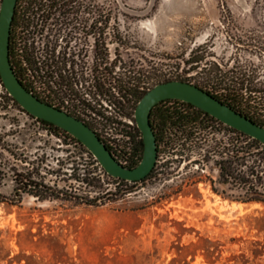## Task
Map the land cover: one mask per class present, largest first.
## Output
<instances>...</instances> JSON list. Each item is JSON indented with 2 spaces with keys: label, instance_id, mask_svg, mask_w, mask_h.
Listing matches in <instances>:
<instances>
[{
  "label": "rangeland",
  "instance_id": "rangeland-1",
  "mask_svg": "<svg viewBox=\"0 0 264 264\" xmlns=\"http://www.w3.org/2000/svg\"><path fill=\"white\" fill-rule=\"evenodd\" d=\"M68 1L71 7L61 12L58 5L47 20L31 13L25 34L16 26L14 56L41 96L53 91L55 104L98 130L116 155L139 156L138 99L130 89L144 94L181 81L224 90L244 83L250 109L264 120V0ZM20 38L38 66L53 64L49 85L47 68L34 73L20 63ZM105 83L108 96L97 88ZM3 93L0 84V264H264V204L233 202L229 197L240 191L218 184L215 147L230 140L228 127L209 121L188 130L185 140L170 131L152 175L134 185L107 177L94 157ZM72 94L93 111H83ZM15 172L62 195L24 194L14 202ZM233 203L241 208L231 209Z\"/></svg>",
  "mask_w": 264,
  "mask_h": 264
},
{
  "label": "trees",
  "instance_id": "trees-1",
  "mask_svg": "<svg viewBox=\"0 0 264 264\" xmlns=\"http://www.w3.org/2000/svg\"><path fill=\"white\" fill-rule=\"evenodd\" d=\"M20 3L21 0H18L16 14L12 28L15 27V20L20 11ZM71 4L72 2L68 0H26L25 8L32 11L33 13H35V11H45L47 13H53L54 9L57 8L58 5H60L61 8L60 11L62 12L64 11V8L71 7ZM13 45L14 42L11 36V45H10L11 63L21 83L25 86V88H27L28 91L32 92L41 101L62 110L60 106L55 104L56 97H53L54 99H52V96H55V93H53V91H48L49 92L48 95L50 99L48 97L44 98L43 96H41V93L38 92V90L35 88L34 81L24 78L20 70V65H18V61L14 56ZM18 51L21 52L22 54V56H20L21 58L20 63L28 65L30 67V71H33L34 73H39V71L42 72L45 70V68H47V71L44 74V78H46L45 85H49L50 83H52V78H53L52 76L53 70L51 71V68H53L52 63L50 64L48 63L43 67L38 66L40 62H35V60L34 61L32 60L31 53L28 52L27 50V45H23V46L21 45ZM40 76L41 75L36 76L35 78L39 79ZM0 84L2 85L1 78H0ZM237 84L238 87L235 86V88H229L228 86L224 90H222L221 87L208 88L200 85H196V86L203 89L204 91H206L207 93L218 99L220 102L231 107L236 112L247 117L257 125L264 127V120L261 118L262 115L257 113L256 111L252 112V110L249 107V99L246 97L244 93L245 84L244 83H237ZM97 88L101 91L102 95L105 96L109 95L110 89L107 87L106 83L104 85L98 84ZM3 90H4V93L2 95L3 99H6L7 101L13 103L14 105L19 106L11 97L8 96L7 93L5 94L4 87ZM126 90L127 89L125 86L119 87V92H125ZM141 94L143 93H139L138 90L135 89L129 90V96L133 95L135 99H138V103L141 100V98L145 95L144 93L143 96L140 97ZM72 96L75 97L74 99L79 103V106L83 111L91 110L92 108L91 105H89V103H87L85 100L80 99L78 96H75V94H72ZM164 102H172L175 103L176 105L171 109L164 110L160 114L161 116L160 120L156 125L152 120V115L150 116L151 125L157 139L158 153L160 152V146H161L160 142H162V139L170 131L176 130L181 136L185 137L186 132L187 135L189 134L188 130L190 131L198 130L200 126H202L204 123H207L209 121L217 122L208 114L200 111L199 109L193 107L190 104H186L176 100H169ZM68 113L73 116L71 112ZM31 118L35 119L33 117ZM77 118L82 120L80 117ZM103 119L106 120L108 123H112L111 118L109 117H105L103 115ZM37 121L41 123L44 127L48 128V130L51 133L55 134L56 136L64 137L66 140H69L71 143L78 146L82 151L86 152L90 157L93 158L92 154L77 139L73 138L67 132L45 121L42 120H37ZM89 127L91 126L89 125ZM228 131L230 132L231 135L230 140H228L227 143H223V142L217 143V146L215 147V154L217 155L218 158L215 163L216 168L218 169V184L230 185L233 190L240 191V195L229 197V200L233 202H237L241 204H253V203L264 204V146L259 141L254 140L248 137L247 135H244L236 130L228 128ZM136 133L141 137L140 141L137 144L138 146L137 152L139 156L136 160L134 158L130 159L129 165L126 167L128 169L136 168L140 164L143 158L144 144L142 140V135L137 128H136ZM102 142L104 143L103 140ZM105 145L112 153V155H114L111 148L107 144ZM114 157L116 156L114 155ZM1 158H2V154L0 153V186L3 180L5 179V168ZM152 173L144 181L149 179ZM105 175L109 177L106 173ZM117 180L122 183H127L126 181L120 179ZM13 181L16 184L14 190V196L16 199L14 200V202H20L24 194L35 195L36 197L43 199L50 198L51 196L55 197L62 195V193L55 191L54 189L45 185L44 183L36 181L31 176L30 173L24 174V173L15 172L13 176ZM139 183L141 182H134L132 184L137 185ZM131 190L132 189H127L125 192L130 193L132 192ZM213 191L215 194L224 197V193H222L220 190L213 189ZM1 202H5V197H3L2 195H0V203ZM82 202L87 204H93V201H88V200L86 201L83 199Z\"/></svg>",
  "mask_w": 264,
  "mask_h": 264
},
{
  "label": "water",
  "instance_id": "water-1",
  "mask_svg": "<svg viewBox=\"0 0 264 264\" xmlns=\"http://www.w3.org/2000/svg\"><path fill=\"white\" fill-rule=\"evenodd\" d=\"M17 4L18 0H2L0 8V78L5 91L28 115L50 123L77 139L109 177L129 183L143 182L153 172L158 159V145L150 116L152 110L164 101L176 100L190 104L228 128L247 135L264 146V127L196 85L171 81L156 85L139 101L134 117L144 144L143 158L134 169L123 167L91 127L67 112L41 101L21 83L10 58L11 33Z\"/></svg>",
  "mask_w": 264,
  "mask_h": 264
},
{
  "label": "flooded vegetation",
  "instance_id": "flooded-vegetation-1",
  "mask_svg": "<svg viewBox=\"0 0 264 264\" xmlns=\"http://www.w3.org/2000/svg\"><path fill=\"white\" fill-rule=\"evenodd\" d=\"M22 4H26V0H21L20 3V7ZM31 13H33L32 11L26 9L25 7L23 8V10L20 9L16 20H15V27L12 28V33L11 36L13 38V42L15 43L16 38V26H21L23 32H21V34H25V32H28V28L30 27L31 24V19H30V15ZM35 13H44L43 18L50 19L51 17V13H48L47 15H45V11H35ZM70 14V13H69ZM104 18V15H103ZM20 35V34H18ZM83 36H84V40L86 41V44L83 45V48H86V50H83V58H85L86 63L88 64V59H89V55H88V40H89V13H83ZM21 43L19 45H22L24 42H26V40L24 39L22 42V39L20 38ZM23 46V45H22ZM13 49H14V45H13ZM23 52V49H22ZM175 103L172 102H163L162 104H158L151 112L152 115V120L155 123V125L159 122L160 120V114L164 111V110H168L171 109L175 106Z\"/></svg>",
  "mask_w": 264,
  "mask_h": 264
},
{
  "label": "built area",
  "instance_id": "built-area-1",
  "mask_svg": "<svg viewBox=\"0 0 264 264\" xmlns=\"http://www.w3.org/2000/svg\"><path fill=\"white\" fill-rule=\"evenodd\" d=\"M63 111H65V112H67L68 113V111L67 110H63ZM69 114V113H68ZM75 117V116H74ZM77 118V117H76ZM215 120V119H214ZM81 121H83L85 124H88L87 122H85V120H81ZM215 121H217V120H215ZM214 123H216V124H218V125H223L222 123H220V122H214ZM89 126V125H88ZM223 126H225V125H223ZM227 127V126H226ZM93 129V128H92ZM230 129V128H229ZM94 130V129H93ZM96 133H97V135H99L100 136V139L102 138L101 137V135H100V133H99V131L98 130H94ZM183 137V136H182ZM103 140V139H102ZM183 140H185V137H183ZM104 144H106L105 142H104ZM114 153V155L116 156V157H114V155H113V157L123 166V167H127L128 165H129V161H130V159L129 158H127L126 157V159L125 158H123V156H121L120 157V155H116L115 154V152H113ZM158 158H159V153H158ZM157 162H158V159H157Z\"/></svg>",
  "mask_w": 264,
  "mask_h": 264
},
{
  "label": "bare ground",
  "instance_id": "bare-ground-1",
  "mask_svg": "<svg viewBox=\"0 0 264 264\" xmlns=\"http://www.w3.org/2000/svg\"><path fill=\"white\" fill-rule=\"evenodd\" d=\"M208 205H209V203H208ZM238 207L241 208L240 205H237V204H234V203L231 205V209H237ZM221 209H224V208L222 207Z\"/></svg>",
  "mask_w": 264,
  "mask_h": 264
}]
</instances>
